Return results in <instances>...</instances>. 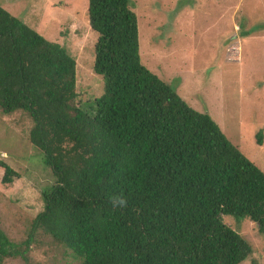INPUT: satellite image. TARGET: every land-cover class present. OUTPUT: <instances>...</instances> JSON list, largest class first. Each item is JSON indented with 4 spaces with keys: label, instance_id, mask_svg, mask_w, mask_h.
<instances>
[{
    "label": "trees",
    "instance_id": "trees-1",
    "mask_svg": "<svg viewBox=\"0 0 264 264\" xmlns=\"http://www.w3.org/2000/svg\"><path fill=\"white\" fill-rule=\"evenodd\" d=\"M129 3L86 0L91 72L102 81L90 103L77 99L66 50L0 7V116L29 121L30 154L52 178L24 240L13 244L0 230V264H30L37 235L75 264H240L251 248L224 218L245 219L264 238V174L140 63ZM252 67L264 77L263 66ZM0 167L10 183L14 173Z\"/></svg>",
    "mask_w": 264,
    "mask_h": 264
},
{
    "label": "rangeland",
    "instance_id": "rangeland-1",
    "mask_svg": "<svg viewBox=\"0 0 264 264\" xmlns=\"http://www.w3.org/2000/svg\"><path fill=\"white\" fill-rule=\"evenodd\" d=\"M129 1L137 21L140 63L190 108L207 114L264 174V136L261 144L254 137L264 130V77L252 67H264V0ZM0 7L73 58L80 103L99 96L102 81L91 72L95 35L85 21L86 0H0ZM240 26L251 34L241 39L236 32ZM30 127L20 113L0 116V163L14 173L10 183H1L0 167V230L13 244L24 240L43 209L40 189L52 182L44 165L30 154L35 153L26 142ZM224 222L251 248L240 264H264V238L255 225L245 219ZM35 238L27 253L30 264H75L62 257L48 237ZM1 264L23 263L6 258Z\"/></svg>",
    "mask_w": 264,
    "mask_h": 264
},
{
    "label": "clouds",
    "instance_id": "clouds-1",
    "mask_svg": "<svg viewBox=\"0 0 264 264\" xmlns=\"http://www.w3.org/2000/svg\"><path fill=\"white\" fill-rule=\"evenodd\" d=\"M111 203H112L113 207H121V208H123V207H126V205H127L126 200L123 199V198H113L111 200Z\"/></svg>",
    "mask_w": 264,
    "mask_h": 264
}]
</instances>
